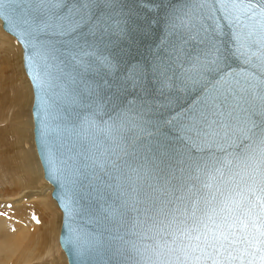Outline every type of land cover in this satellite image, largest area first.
<instances>
[{
  "label": "snow or ice",
  "instance_id": "snow-or-ice-1",
  "mask_svg": "<svg viewBox=\"0 0 264 264\" xmlns=\"http://www.w3.org/2000/svg\"><path fill=\"white\" fill-rule=\"evenodd\" d=\"M0 16L25 41L26 49L33 50L28 57L30 74L33 61L39 57L42 62L45 72L42 75L37 65L34 76L38 88L46 79L52 88L59 79L54 73H63L69 63L85 70L99 65L109 75L92 90L96 109L92 115L112 108L108 120L100 123L117 141L128 143L147 134L151 157H145L144 175L150 191L141 201L140 190L133 187L131 203L118 194L107 214L118 215L123 222L135 213L129 233L137 235L144 227L141 213L145 222L155 220L148 215L153 209L160 214L169 203H183L189 194L198 196L197 184L206 175L216 189L193 204V230L201 231L203 225L206 232L212 225L227 232L211 241L205 237L203 246H181L182 256L163 264H264V0H176L165 15L164 35L152 46L151 59L126 63L122 72L123 50L103 55L101 49H120L132 40L134 29L145 37L155 29L152 22L136 24L120 0H0ZM229 54L239 67L229 65ZM192 93L196 103H185ZM87 123L91 126L92 121ZM44 129L47 134V124ZM225 154L238 161L237 167L251 168L243 175L228 169L234 187H226L225 163L231 161ZM65 163L74 188L78 185L89 194L92 185L85 186L81 179L88 165L72 155ZM93 165L108 167L103 159H94ZM111 167L112 180L130 175L126 170L135 172L137 179L141 176L140 167L133 168L126 160L123 167L118 160ZM235 176L240 179H232ZM153 193L169 198L162 200ZM201 199L206 208L197 216ZM138 203L148 206L141 209ZM79 241L77 236L85 264H158L135 244L132 251L111 242L85 249Z\"/></svg>",
  "mask_w": 264,
  "mask_h": 264
},
{
  "label": "water",
  "instance_id": "water-1",
  "mask_svg": "<svg viewBox=\"0 0 264 264\" xmlns=\"http://www.w3.org/2000/svg\"><path fill=\"white\" fill-rule=\"evenodd\" d=\"M120 3L126 10L133 13L132 18L136 24L143 27L152 22L155 29L146 37L142 32L134 29L132 40L121 44L120 49H101L103 55L109 53L115 55L116 51L123 50L119 57V70L122 72L126 63L151 59V52L154 51L152 46L157 44L164 35L165 15L176 0H120ZM0 21L2 29L15 39L22 51L23 69L33 95L31 114L34 145L43 178L52 186L51 198L61 213L58 243L67 264H85V257L79 255L77 236L80 237L79 244L85 249L98 243L111 242L132 251V244H135L145 257L163 264L165 261H174L178 256H182L178 250L181 246H203L205 237L211 241L214 235L216 239H219L222 232H227V228L218 230L212 225H209L206 232L203 230V225H199L201 231L193 230L194 221L191 219L193 204L198 197H211L216 189V184L208 181L206 175H201V181L197 184L198 196L189 194V198L183 203H169L160 214L153 209L148 215L155 217V220L149 219L145 222L144 215L141 213L140 221L144 227L137 229V235L129 233L135 213L130 212L123 222L118 215L107 214L105 210L118 194L131 203L135 198L133 187L140 190L141 201L145 199L143 193L150 191L147 188L150 181L144 175L148 171L145 157H151L147 134L137 137L135 141L129 139L128 143L117 141L115 137L108 135L105 130L106 125L100 123L101 119L108 120V114H111L112 108L109 107L106 112H101L98 117L92 115L96 111L92 90L103 81L105 76L109 75L99 65L94 64L92 68L85 70L69 63L65 66L63 73H54L59 79L55 81L52 88H49L47 79L45 86L38 88L34 76L37 65L42 75L45 72L42 62L37 57L33 61V71L30 74L28 57L33 54V50L30 46L26 49L25 41L10 29L3 16H0ZM226 43L229 42L226 41ZM225 51L227 52V48ZM228 63L233 68L239 67L231 54H229ZM45 101L48 102L47 105ZM184 102L195 104V94H189ZM45 107L48 109L47 112ZM88 120L92 121L91 126L87 123ZM45 124L48 126L47 134H45ZM69 155H72L80 164L88 165L84 168L86 177L81 179L85 186L92 185L89 194H86L78 185L74 188L70 182V173L65 163ZM94 159L96 161L103 159L108 167L100 168L93 165ZM114 160H118L122 167L125 160L133 168L140 167V178L137 179L135 172L126 170L130 172V175H124L119 181L112 180L109 174H115L111 167ZM225 160L231 161V164L225 163L224 179L228 181L226 187H234L229 178V168L232 172H240L242 175L251 172V168L237 167L238 161L231 155L225 154ZM232 179L239 180L240 176ZM206 183L210 184V187H205ZM109 184H116L117 187H109ZM121 184L122 188L119 187ZM185 193H188L187 188ZM153 195L162 200L169 198L166 193L164 195L153 193ZM176 195L181 194L176 193ZM219 199L218 197L217 200ZM137 206L143 209L148 205L138 203ZM205 208L206 205L201 199L196 207L197 216H202ZM224 215H228L227 210ZM173 217H175L174 223ZM217 223H220L219 218ZM198 236L199 240L196 239ZM120 237H123V241ZM169 249L172 251L170 252ZM89 264H92V261H89Z\"/></svg>",
  "mask_w": 264,
  "mask_h": 264
},
{
  "label": "bare ground",
  "instance_id": "bare-ground-1",
  "mask_svg": "<svg viewBox=\"0 0 264 264\" xmlns=\"http://www.w3.org/2000/svg\"><path fill=\"white\" fill-rule=\"evenodd\" d=\"M0 34L12 40L6 48L7 51L12 50L13 54L17 55L14 62L0 58L4 69L17 73V76L9 75L0 82V207L13 209L10 217L0 215V264H7L6 261L12 264H29L33 260L37 262L42 258H47L45 259L46 264H67L58 243L61 213L51 198L52 186L43 178L33 140L32 88L23 69L18 43L2 29L1 21ZM2 45L6 46L5 43ZM0 69H2L1 65ZM7 88L12 90L11 108L14 106L20 109L23 104H28L31 114L12 130L16 141L11 147L19 163L6 162L3 152L7 145L3 138L4 130L1 124L5 120L3 116L7 108L1 107ZM20 111L15 110L12 116ZM10 119L5 121H10ZM8 155L11 156V154ZM36 200L40 202L41 210L37 208V213L32 211L28 215L24 212L23 214V210L27 211L26 207L33 210L32 203ZM16 211H21V213L18 214ZM49 213L52 214L49 216Z\"/></svg>",
  "mask_w": 264,
  "mask_h": 264
},
{
  "label": "rangeland",
  "instance_id": "rangeland-1",
  "mask_svg": "<svg viewBox=\"0 0 264 264\" xmlns=\"http://www.w3.org/2000/svg\"><path fill=\"white\" fill-rule=\"evenodd\" d=\"M1 37L2 36L0 34V58H1V60L7 59L9 61L14 62L15 59H16V57H17V55L15 56L13 54L14 51H12V50L7 51V48H6L7 45H8V43L9 42L11 43L12 40L8 36L7 37L4 36L5 38L4 37L1 38ZM2 43H5L6 46H3ZM17 47H18L19 52L21 54V61H22L21 48H20V46L18 44H17ZM16 53H17V51H16ZM0 65L2 66V69H0V72H1L0 73V77L2 78V80L0 78V82L4 81L9 75L12 76V77L17 76L16 75L17 73H11L9 70L4 69L5 67H4V65L1 64V61H0ZM13 71H15V70H13ZM23 76H24V74H23ZM29 87H30V85H29ZM30 90H31V88H30ZM11 94H12L11 88H7L6 89L5 96H4V103H3L2 107H1V108H5V107L7 108V110L5 111V115L3 116V118L5 120H9L11 118L10 121H5L4 120L2 122L3 124H1L2 127H3V130H4V132H3V138H4V140L6 142V145H7L6 148H5V150H3V152H4L5 156H6V160H5L6 162H14L15 161V162H18L19 163L18 159H16L14 157V151H12V147H11V145L16 141L15 135L12 133V130H13V128L15 126L19 125L22 121H24L28 115H31V114L29 112L28 104H25V105L23 104L20 109L17 108V107H14V106L11 108V106H12V104H10V101H11V98H12L11 97ZM15 110H17V111H20L21 110V111L18 114H15V115L12 116V114L14 113ZM8 154H11V156L8 155ZM34 203L37 206L40 205V202L38 200H36ZM34 203H32L33 210L30 207H26L27 208V211L25 209V210L22 211V213L23 212L25 214L27 213V215L29 213H32V211H33V213H37V208L40 209V206L37 207ZM0 209H2V210H0V213H1L0 215L6 216V217H8V216L10 217V215H11V213L13 211V209H10V208H8V209L6 208L5 209V207H2V206L0 207ZM34 211H36V212H34ZM16 212L18 214L21 213V211L20 212L19 211H16ZM51 214L52 213H49V216ZM53 253L55 254V251H53ZM45 259L47 260V258H42L40 261H37L36 262L35 260H33V262L31 261L30 263L31 264H46L47 261ZM6 262H7V264H12L9 261H6Z\"/></svg>",
  "mask_w": 264,
  "mask_h": 264
}]
</instances>
